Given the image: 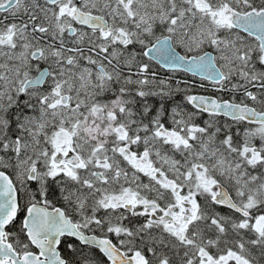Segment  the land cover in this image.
<instances>
[{
    "label": "snow or ice",
    "instance_id": "1",
    "mask_svg": "<svg viewBox=\"0 0 264 264\" xmlns=\"http://www.w3.org/2000/svg\"><path fill=\"white\" fill-rule=\"evenodd\" d=\"M0 264H264V0H0Z\"/></svg>",
    "mask_w": 264,
    "mask_h": 264
}]
</instances>
